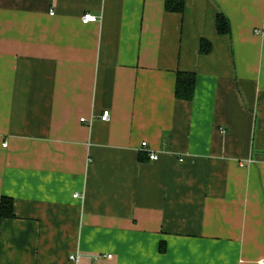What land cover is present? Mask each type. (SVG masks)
Masks as SVG:
<instances>
[{
  "label": "crops",
  "instance_id": "crops-1",
  "mask_svg": "<svg viewBox=\"0 0 264 264\" xmlns=\"http://www.w3.org/2000/svg\"><path fill=\"white\" fill-rule=\"evenodd\" d=\"M184 2L0 0V264H261L264 0Z\"/></svg>",
  "mask_w": 264,
  "mask_h": 264
},
{
  "label": "trees",
  "instance_id": "trees-1",
  "mask_svg": "<svg viewBox=\"0 0 264 264\" xmlns=\"http://www.w3.org/2000/svg\"><path fill=\"white\" fill-rule=\"evenodd\" d=\"M165 8L168 11L183 12L185 8L184 0H166ZM216 28L220 34H231V23L227 15L220 12L216 19ZM212 43L208 40L202 39L200 44V51L207 54L212 49ZM196 75L192 72L179 71L177 74L175 95L178 99L190 101L195 94ZM14 199L10 196H2L0 200V231L3 219L13 218L14 212ZM162 247V246H161Z\"/></svg>",
  "mask_w": 264,
  "mask_h": 264
},
{
  "label": "built area",
  "instance_id": "built-area-1",
  "mask_svg": "<svg viewBox=\"0 0 264 264\" xmlns=\"http://www.w3.org/2000/svg\"><path fill=\"white\" fill-rule=\"evenodd\" d=\"M53 13L54 12L52 11L51 14H53ZM97 20H98L97 16L94 15V14H91V13H86V14H84L82 16V21L84 23L95 22ZM110 117H111L110 116V110H104V112L101 115V119L103 121H108V120H110ZM81 120L82 121H85V118H82ZM6 145H7V143H4V146H6ZM146 145H147V142H143V146H146ZM157 158H158V155L157 154H155V153H151L150 154V159L155 160ZM74 196L77 197L78 194H75ZM107 256L108 257H111L112 255L111 254H108ZM71 258L76 261L78 259V255H72ZM260 263L261 264H264V259L260 260Z\"/></svg>",
  "mask_w": 264,
  "mask_h": 264
}]
</instances>
